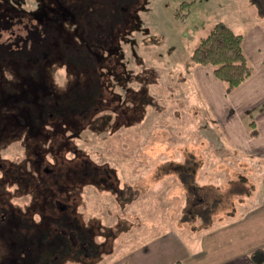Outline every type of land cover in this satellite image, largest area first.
Segmentation results:
<instances>
[{
  "label": "rangeland",
  "instance_id": "374dc122",
  "mask_svg": "<svg viewBox=\"0 0 264 264\" xmlns=\"http://www.w3.org/2000/svg\"><path fill=\"white\" fill-rule=\"evenodd\" d=\"M28 1L31 0H26L30 5ZM99 1L96 20L103 25H99V34L111 32L112 37H118L120 53L114 56L125 61L127 80L143 83L146 93L141 121L113 135L88 127L80 137L71 139V145L83 151V158L108 163L120 178L117 193L86 187L83 206L78 209V220L92 224L95 229L98 225L109 229L111 246L92 264H195L201 257L209 259L200 249L205 231L202 229L227 224L253 207L262 188L257 184L264 180V157L239 151L235 136L228 140L227 126L230 136L238 126L220 119L211 104V99L215 100L217 95L206 92L193 78L187 77L185 63L216 21L228 22L235 29L243 24L239 30L249 32L256 20L252 12L254 6L250 0ZM183 1L192 3L181 8ZM20 16L23 22L28 21L26 15ZM18 25L17 19L0 14L1 39H9L11 30L27 36V27ZM48 29L50 32L51 28ZM35 34L43 35L39 29ZM108 37L103 35L96 43L105 45ZM27 44L25 42L24 46ZM45 49L57 53L53 46ZM48 56L43 53L38 60L42 63L51 58ZM2 63L6 65L5 61ZM2 74L10 79L11 71L0 73V84L9 83ZM48 77L59 91L65 77L64 67L55 64ZM24 107L27 109H22L21 113L27 110L28 116L35 113V124L39 125L43 120L39 115L47 118L52 104L35 105V112ZM16 115L27 124L23 114ZM252 119V115L246 118L253 131L256 122ZM45 125L51 126L48 122ZM47 126L40 131H48ZM26 130L9 135V142L0 148L3 162L27 159L30 148ZM57 140L61 142L55 150L47 152V159L54 162L58 157L61 163L69 162L74 153L66 150L63 138L59 136ZM41 141L42 136L36 140ZM260 142L262 139L255 143ZM60 144L61 149L57 150ZM82 159L79 157L80 162ZM252 183L254 191L250 193ZM96 185L101 190L107 188ZM77 202L81 203L80 199ZM123 207L126 209L122 211ZM194 226L199 229L195 235L191 234ZM95 238L102 241L105 236ZM33 247L32 254L28 255L31 257L24 256V264H46L47 257L43 254H48L51 247L36 243ZM20 253L14 249L7 256L11 264H20ZM58 254L64 257L70 252L65 250ZM52 264H81V261L67 256L66 261L59 259Z\"/></svg>",
  "mask_w": 264,
  "mask_h": 264
},
{
  "label": "flooded vegetation",
  "instance_id": "af4514ba",
  "mask_svg": "<svg viewBox=\"0 0 264 264\" xmlns=\"http://www.w3.org/2000/svg\"><path fill=\"white\" fill-rule=\"evenodd\" d=\"M25 3L26 0H0V14L17 19L19 27H27V36L11 30L9 39L3 41L0 33V73H12L10 79L2 74L9 83L0 84V148L9 142V135L18 134L23 128L27 129L26 142L30 148L27 159L21 162L10 159L3 162L0 153V256H3L0 264H11L7 256L14 249L21 252L20 264H24V256L32 254L35 243L51 247L48 254H43L47 257L46 264L59 259L66 261L67 256L81 264H92L111 246L109 229H102L101 225L95 229L92 224L78 220V209L83 206L86 187L117 193L120 178L108 163L83 158V151L71 145V139L80 137L88 127L113 135L141 121L146 87L127 80L125 61L114 56L120 53L118 37H112L111 32L99 34L103 25L96 20L100 7L97 0H31L26 6ZM20 15H26L28 21L23 22ZM95 28L98 29L91 30ZM37 29L44 36L35 34ZM103 35L109 36L108 43L98 45L96 42ZM25 42L29 43L27 47ZM46 42L50 44L46 46ZM50 46L57 48V53L45 49ZM43 53L51 58L41 63L38 56ZM55 64L65 69L59 91L48 77ZM51 104L48 117L41 114L39 119L43 120H36L39 125L35 124V113L32 116L27 115L29 110L21 113L27 109L24 106L35 112V105ZM15 113L23 114L27 124L18 120ZM46 122L51 126L45 125ZM46 126L48 131L42 133L41 128ZM40 136L39 144L36 140ZM59 136L66 150L74 153L69 162L61 163L58 157L54 162L47 159V152L55 150L61 142L57 140ZM96 184L107 188L101 190ZM101 234L105 239L97 241L95 237ZM65 250L70 254L64 257L58 254ZM38 259L43 262V258Z\"/></svg>",
  "mask_w": 264,
  "mask_h": 264
},
{
  "label": "crops",
  "instance_id": "0c3cea01",
  "mask_svg": "<svg viewBox=\"0 0 264 264\" xmlns=\"http://www.w3.org/2000/svg\"><path fill=\"white\" fill-rule=\"evenodd\" d=\"M252 12L256 20L249 32L239 30L243 24L235 29L226 22L234 31L242 34V48L253 69L252 75L234 89L231 95L226 92L224 82L213 73L210 65H188L186 62L185 72L187 77L197 82L198 87L200 85L206 92L217 95L215 100L211 99V104L220 119L238 126L237 131L230 136V129L226 125L228 140L235 136L237 141L234 143L239 145V151L264 157V15L255 6ZM250 115L254 118L252 121L256 122L254 131L246 120ZM260 139L262 142L255 143ZM258 185L262 186L258 200L249 211L227 224L202 229L205 231L200 249L205 253L204 257L209 259L201 257L195 264H255L250 253L264 247V180ZM253 187L254 183L252 188L249 187L250 193L254 191ZM246 196L251 197L253 194ZM198 230L194 226L191 234L195 235Z\"/></svg>",
  "mask_w": 264,
  "mask_h": 264
},
{
  "label": "trees",
  "instance_id": "16d2710c",
  "mask_svg": "<svg viewBox=\"0 0 264 264\" xmlns=\"http://www.w3.org/2000/svg\"><path fill=\"white\" fill-rule=\"evenodd\" d=\"M250 1L258 12L264 15V0ZM191 3L192 1H183L181 8ZM179 16L182 14L179 13ZM242 39V34L234 31L225 21H217L194 47L187 64L210 65L213 73L224 82L226 92L230 93L253 72L243 51ZM250 258L255 264L264 263V247L253 250Z\"/></svg>",
  "mask_w": 264,
  "mask_h": 264
}]
</instances>
